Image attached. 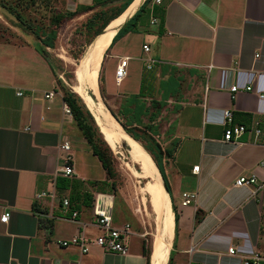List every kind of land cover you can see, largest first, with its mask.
Returning a JSON list of instances; mask_svg holds the SVG:
<instances>
[{"label":"crops","instance_id":"1","mask_svg":"<svg viewBox=\"0 0 264 264\" xmlns=\"http://www.w3.org/2000/svg\"><path fill=\"white\" fill-rule=\"evenodd\" d=\"M95 1L64 0V10L77 12L67 24L83 25L99 10L113 17L127 0L93 6ZM143 3L103 53L104 103L138 136V129L148 127L146 132L166 151L159 168L169 191L157 168L173 215L165 264H241L239 255L264 252V0H142L127 20ZM9 26L16 35L5 41L13 50H2L3 60L14 63L26 54L44 68L31 76L0 72L5 81L0 82V215L4 208L10 212L7 222L0 221V264H146L143 246L148 247L151 235L133 210L113 215L108 186L99 192L85 183L92 206H82L76 222L63 218L61 200L69 190L55 185L66 154L60 145H70L74 174L68 178L101 182L106 172L73 117L63 113L55 70L41 51L49 47L21 25ZM124 57L126 76L117 82L116 64ZM147 58L155 60L150 69ZM232 85L240 88L235 94ZM49 91L55 94L46 98ZM160 109L169 116L159 131ZM225 109H231L233 124L247 129L235 142L223 140ZM240 175H254L255 183L235 186ZM39 191H54L58 200L52 206L48 198L38 204L34 195ZM184 193L195 194L186 205ZM97 194L111 198L115 226L131 225L126 254L92 242L100 234L92 224ZM77 234L87 240V252L58 244ZM229 247L238 255H229Z\"/></svg>","mask_w":264,"mask_h":264},{"label":"rangeland","instance_id":"2","mask_svg":"<svg viewBox=\"0 0 264 264\" xmlns=\"http://www.w3.org/2000/svg\"><path fill=\"white\" fill-rule=\"evenodd\" d=\"M30 2L31 0H0V72H4L5 70H16L19 73L31 76L32 74L36 73L41 74L43 71L44 67L39 64L37 65V62L35 60H30V58L26 54L21 56L20 61L18 60L14 63H11L12 59L8 61L7 59L3 60L4 57H2L3 54L1 53L2 50H13V48L8 47L7 42H5L9 39L10 36L16 35L14 34L15 32H12L10 30L12 28H10L9 25H21L1 5H5L6 7L14 5L17 6L15 9L18 11V13L22 14L26 23L36 24L39 27H42L44 31L47 32L51 29L50 18L52 17V15H55V13L67 12L66 10H64L62 5L64 0H36V3L34 5H30ZM22 27L24 31H29L24 26ZM90 37L91 35L86 32L82 25H79L76 22V26H74L70 21L68 24L67 22L65 24L63 23L58 28L56 38L54 40V47L44 48L45 53L47 54V57L51 61L55 70V76L57 78V81L59 82L62 95L65 90L71 91L70 86L72 85V83H74L75 70L77 68V65L80 63L82 56H84L86 52ZM6 55L7 54L4 53V56ZM9 67H12L13 69H10ZM0 82L5 81L0 79ZM98 88L100 92V72L98 74ZM99 96L101 97V93L99 94ZM102 100L103 102H105L103 98ZM162 106L163 105H160V108H162ZM161 110L162 109H160L158 114H162V116L159 120H156V125L159 124V131L161 129V123L168 119L169 116L166 111L161 112ZM137 131L140 132L142 137L144 135L151 136L146 132L145 129H138ZM151 137L153 138V136ZM140 140L138 141L140 142L141 146L142 144H146L145 139L142 138ZM153 155L159 162V166L163 167L164 163L162 162V158L159 153L156 154L154 152ZM127 156L128 155H125L126 158L123 159L119 158L113 153L111 154V165L113 169L112 181L115 183L116 193L115 197L113 195L115 205V208L113 209V215H115L116 213L118 214L121 209L127 210L128 215L130 214L129 209L133 210L139 221L144 225L145 231L152 235L153 212L150 206V195L147 194V192L142 188L147 183V179L139 178L134 175L131 170H129L126 165V162H128ZM129 163L134 166V169L140 172V167L138 164L134 162ZM162 175L166 180V175ZM109 194L112 195L111 193ZM147 237H149L148 248L150 250L151 236Z\"/></svg>","mask_w":264,"mask_h":264},{"label":"bare ground","instance_id":"3","mask_svg":"<svg viewBox=\"0 0 264 264\" xmlns=\"http://www.w3.org/2000/svg\"><path fill=\"white\" fill-rule=\"evenodd\" d=\"M141 1L133 0L129 9L111 19L107 28L88 44L84 56L77 65L74 83L70 88L95 116L101 130L100 135L112 153L123 159L126 158L125 155H128L126 165L129 170L137 177L147 179V183L142 188L150 195V206L153 212L150 264H165L173 236V215L165 187L163 188L158 169L148 152L118 123L99 96L98 90V74L103 53L116 31L131 16ZM129 162L138 164L140 172ZM108 199L110 200V197Z\"/></svg>","mask_w":264,"mask_h":264},{"label":"trees","instance_id":"4","mask_svg":"<svg viewBox=\"0 0 264 264\" xmlns=\"http://www.w3.org/2000/svg\"><path fill=\"white\" fill-rule=\"evenodd\" d=\"M109 1L114 0H96L93 4H106ZM131 0H127L125 2L124 9H120L116 15L113 17L106 16V12L104 10H99L97 12H94L90 18L87 19V21L82 25L86 32H88L91 37L89 38V43L93 39V37L101 32V30L106 26V24L113 19L114 17L121 14L126 6L130 4ZM36 3V0H31L30 5H34ZM26 4V3H25ZM142 5H140L139 9L132 15L130 19H128L124 25L119 28L114 35L112 41L115 39V37L124 30H127L126 26L129 25L131 19L135 18L138 14V11L142 9ZM11 16H13L19 24L24 26L27 30L32 32L45 47L53 48L54 47V40L56 38V34L58 31V28L67 20L72 18L77 12H70L67 11L66 13H55V15H52L50 18L51 23V29L47 32L44 31L42 27H39L36 24L32 23H26L24 17L21 13H18V11L15 9L17 6H9L6 7L5 5H1ZM93 6L90 7H82L81 9H89L93 8ZM41 51L44 52V48H41ZM101 97L103 98L102 91L100 90ZM63 100L69 105L72 117L74 121L76 122L77 126L82 132V135L85 137L87 142L89 143L92 152L97 158L99 159L101 166L106 172L107 180L105 181H88L84 182L78 179H70L68 177H59L57 176L55 180L56 188L59 190H69L67 199L69 202L68 212L71 213L72 211H80L82 206H92L93 202V194L89 192L86 189L85 183L88 185L95 187L97 191L99 192H107L106 186L109 187V193L116 196L115 193V183L112 181L113 179V169H112V160H111V154L112 151L107 146L105 141L102 139L98 128L96 127L94 120L92 116L90 115V112L86 108L85 104L82 102L81 98L75 94L72 91L65 90L62 95ZM106 104V103H105ZM107 106V105H106ZM109 109V107L107 106ZM109 111L112 113V111L109 109ZM112 115L115 117V119L118 121V123L123 127V129L130 134L134 139L140 140L145 139L146 144H142L143 148L150 154L152 157L156 167L159 169V172L161 174V177L165 183L166 190L169 191V188L163 178L162 172L159 168V162L156 160L153 153L156 154L159 153L160 156L163 154L166 155V151L164 152L160 145L153 139L151 136H138L134 132L131 131L128 127H126L113 113ZM145 129H148V127H145ZM99 133V134H98ZM145 137V138H144ZM154 151V152H153ZM39 207L36 205V210H39L41 212V209H38ZM173 211L175 209L173 208ZM143 254L146 257V264H149V258H150V250L148 247L143 246Z\"/></svg>","mask_w":264,"mask_h":264},{"label":"built area","instance_id":"5","mask_svg":"<svg viewBox=\"0 0 264 264\" xmlns=\"http://www.w3.org/2000/svg\"><path fill=\"white\" fill-rule=\"evenodd\" d=\"M156 3H159L161 0H154ZM151 22H154L152 20ZM144 51H149V47L145 44L142 46ZM127 57L118 60L115 68V79L117 82H120L126 76V67H127ZM155 60L152 58H147L145 60V66L147 69H150L154 65ZM245 90H251L250 86L244 87ZM240 88L237 85L230 86V91L235 94L238 92ZM21 95V92L17 93ZM55 94L54 91H49L45 94L46 98H50ZM264 97V95H262ZM62 110L66 116H72L71 109L69 105L63 101ZM223 140L227 142H235L237 138L242 135L247 129L244 125L233 124V114L231 109H225L223 111ZM260 130L255 129V136L259 135ZM60 149L66 152V154L62 158L61 165L56 170L57 176L70 177L74 174V169L71 164L72 157L68 153L70 149V145L68 142L64 141L60 145ZM193 171H198V165L193 166ZM255 183V176H244L240 175L235 179V186H251ZM259 187H257L258 189ZM257 189L253 190V193L256 192ZM101 196V197H99ZM195 194L184 193L182 204L186 205L193 201ZM49 199L51 206L54 201H57V195L54 191H39L34 195L35 201L39 204V202L44 199ZM109 196L103 194H97L94 199L92 212H93V220L92 224L96 226L100 230V234L93 239V243L102 247L103 249L119 254H126L127 252V239L131 234V225L129 223H123L121 226H115L113 224V215H112V206H111V198L108 199ZM0 207L1 204H0ZM69 202L67 198H62L61 200V208L63 211V218L70 221H75L78 216L77 211L68 212ZM44 216H48L46 213L42 214ZM10 216L9 210L4 208L3 212L0 215V221L5 223L8 221ZM60 246H77L81 249L82 252H87V240L82 236V234H77L72 236L68 240H61L58 242ZM227 253L229 255H238L234 247H229L227 249ZM241 258V264H264V252L252 251L245 255H239Z\"/></svg>","mask_w":264,"mask_h":264},{"label":"water","instance_id":"6","mask_svg":"<svg viewBox=\"0 0 264 264\" xmlns=\"http://www.w3.org/2000/svg\"><path fill=\"white\" fill-rule=\"evenodd\" d=\"M109 25V22L106 24V26L101 30V32L103 31V30H105L106 28H107V26ZM100 32V33H101ZM98 35V34H97ZM97 35H95L94 37H93V39L90 41V43L91 42H93L94 41V38L97 36ZM85 104V103H84ZM86 106V105H85ZM86 108L88 109V107L86 106ZM88 111L90 112V114H91V116H92V118H93V120H94V123H95V125H96V127L98 128V131H99V133L101 134V130H100V128H99V125H98V123H97V120H96V118H95V116L93 115V113L88 109ZM140 143V142H139ZM165 189H166V187H165ZM167 191V190H166Z\"/></svg>","mask_w":264,"mask_h":264}]
</instances>
